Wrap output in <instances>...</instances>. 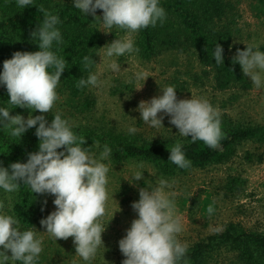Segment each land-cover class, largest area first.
Instances as JSON below:
<instances>
[{
    "label": "clouds",
    "instance_id": "9594fccd",
    "mask_svg": "<svg viewBox=\"0 0 264 264\" xmlns=\"http://www.w3.org/2000/svg\"><path fill=\"white\" fill-rule=\"evenodd\" d=\"M16 5L24 9L34 6V0H16ZM37 8L43 14V21L31 33V38L38 40L39 50L14 52L3 62L0 73V84L6 86L9 96L7 103L14 109L28 110L29 115L25 119L20 114L11 115L12 110L7 107H0V128L21 139L35 127L38 151L29 153L27 162L17 161L3 167L0 161V189L14 193L24 185L33 194L54 196L55 211L41 219L40 224L56 241L73 238L75 254L87 262L93 260L100 246L104 245L102 234L107 227L103 226L101 219L107 210L110 168L102 161L110 158L112 149L105 144L97 158L90 148L85 147L86 138L77 135L73 125L62 118L60 112L52 115L50 123L43 115L51 113L59 99L57 87L68 61L51 50L53 42H63L57 27L61 22L59 16L43 5ZM74 8L84 16L100 19L105 33L114 28L126 31L124 38H116L102 47L104 56L109 59L138 53L132 34L149 26L155 27L158 22L162 24L166 19L159 0H74ZM98 9L102 10V16H96ZM246 46L245 50L237 49L232 62L241 66L243 74L250 77L256 89L264 88V52L257 46ZM213 57L217 65L224 64L223 48L218 43ZM93 64L90 56L83 57L84 69H91ZM108 68L115 73L121 71L116 60L110 59ZM99 75V72H89L87 78L78 79L76 87H101L103 82ZM148 77L146 72L135 73L137 81H145ZM161 91L162 95L139 102L137 111L144 123L160 128L164 116H168L169 123L179 130L178 133L183 137L190 136L193 143L199 140L211 149L220 146L224 134L217 108L202 97L178 99L174 86H166ZM37 111L41 115L33 116L32 113ZM160 113L164 115H158ZM137 131L135 127L128 129L130 134ZM96 147H99L98 141ZM168 151L169 160L180 169L191 167L179 141ZM143 167V163L137 164V168ZM143 173L136 171L135 181L142 180ZM175 183L160 178L157 186L139 189V199L131 204L137 218L132 220L126 235L119 240V249L125 257L122 264H180L186 256L188 245L178 239L184 227L182 217L177 214L176 193L171 191ZM6 199L11 210V197ZM5 206L4 201H0V264H9V261L37 264L43 251L42 237L37 236L34 227L21 230L20 221L5 212ZM214 211L210 204L208 215H213ZM9 251L11 255H8Z\"/></svg>",
    "mask_w": 264,
    "mask_h": 264
},
{
    "label": "rangeland",
    "instance_id": "374dc122",
    "mask_svg": "<svg viewBox=\"0 0 264 264\" xmlns=\"http://www.w3.org/2000/svg\"><path fill=\"white\" fill-rule=\"evenodd\" d=\"M59 1L74 5V0ZM230 11L232 13L229 17L220 22L221 26L233 23L229 53L236 55L237 49H246V45L257 46L264 52V0H231ZM102 14V10L98 9L96 16ZM104 34L106 38L103 47L116 38L122 39L127 35L125 30L115 28ZM136 37L137 33L132 34L134 43ZM110 59L120 64V72L115 73L108 68ZM110 59L104 56V49L101 48L93 73H100L102 86L86 88V95L95 102L91 110L73 115L67 108L66 96L57 87L59 99L51 113L60 112L72 125L89 122L102 130L126 133H129V127H135L138 129L136 133L144 134L148 139L182 137L179 130L169 123L170 117L164 116V127L154 128L144 123L137 111L141 100L148 101L154 96L162 95L161 89L166 86H174L178 99L202 97L217 108L221 116L227 114L236 123L264 124V88L256 89L248 77L251 87L247 90L217 91L214 87V73L200 64L194 51L181 52L165 48L153 60L143 59L138 53ZM141 71L149 76L145 81L135 79V73ZM140 87V90H136ZM28 115L24 118L27 119ZM32 115L41 113L37 111ZM102 150V147H97L91 151L98 158ZM249 152L252 154L251 158L248 157ZM110 159L102 161L110 168L107 174L109 198L106 215L101 219L103 226L107 227L102 234L104 245L100 246L96 257L91 261H83L75 254L73 238L56 241L46 233L40 221L55 211V197L36 194L35 204L39 217L35 220L34 228L37 236L43 239V251L37 264H122L125 257L119 249V240L126 235L132 220L137 218L131 204L139 199L141 187H155L160 178L176 182L171 191L176 193L174 199L177 214L182 217L184 227L178 239L188 247L210 235L221 233L233 222L246 229L264 231V143H246L239 147L233 159L225 163L206 168L195 167L169 177L162 175L150 162L128 160L114 163ZM139 163H143V169L137 168ZM136 171L144 172L142 180L135 181ZM8 196L11 197V210L7 207ZM15 198L16 192L5 193L0 189V201H4L6 205L4 211L14 217ZM210 204L215 209L211 216L207 213ZM21 230L26 229L21 226ZM8 255H11L10 251ZM235 261V252L221 247L211 254L208 264H234ZM9 264L20 262L9 261Z\"/></svg>",
    "mask_w": 264,
    "mask_h": 264
},
{
    "label": "trees",
    "instance_id": "16d2710c",
    "mask_svg": "<svg viewBox=\"0 0 264 264\" xmlns=\"http://www.w3.org/2000/svg\"><path fill=\"white\" fill-rule=\"evenodd\" d=\"M159 4L166 12L164 22L162 24L158 22L155 27L149 26L137 32L134 46L139 48L138 54L141 58L153 60L161 55L165 48L181 52L194 51L200 64L214 73V87L217 91L247 90L251 87V82L243 74L241 66L238 63L233 64L232 58L235 55L229 53L233 23L220 25V22L232 13L231 0H159ZM40 5L52 14L58 15L61 21L57 27L63 42L59 44L53 42L51 48L58 57L68 61L58 85L59 92L66 96L67 108L73 115L77 112L86 113L93 108L95 102L86 95L87 87L78 89L76 84L79 78H87L89 72L95 70L98 52L103 47L106 37L100 19L84 16L71 3L59 0H34V6L20 9L16 5V0H0V73L3 71V62L10 59L14 52L39 50L38 40L32 39L31 33L43 21V14L37 8ZM217 43L223 48L224 64L220 65L216 64L213 57ZM86 55L95 62L88 70L82 65L83 57ZM8 99L6 86L0 84V107L12 110L11 115L29 114L26 109H14L7 103ZM53 114H46L49 123ZM220 119L224 135L216 149L207 147L199 140L193 143L190 136L148 139L139 133L102 130L89 122L73 125V131L86 138L85 147L90 150L97 148V141L99 148L107 144L112 149L110 160L114 163H124L128 160L150 162L162 175L169 177L185 173L191 168H206L213 164L225 163L233 159L239 147L246 143H264V124H239L227 114L220 115ZM177 141L182 144L186 158L191 161V167L188 169H180L169 160L168 150ZM38 144L35 127L23 134L21 139L10 136L7 131L0 128L2 166L8 167L17 161L27 162L28 154L38 151ZM248 157H252L250 152ZM35 197L36 194L24 185L16 192L13 213L26 230L34 227L35 220L39 217ZM221 247H227L235 252L234 264H264V231L246 229L234 222L228 224L221 233L210 235L188 247L186 256L180 264L185 262L208 264L211 254Z\"/></svg>",
    "mask_w": 264,
    "mask_h": 264
}]
</instances>
